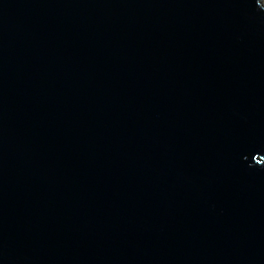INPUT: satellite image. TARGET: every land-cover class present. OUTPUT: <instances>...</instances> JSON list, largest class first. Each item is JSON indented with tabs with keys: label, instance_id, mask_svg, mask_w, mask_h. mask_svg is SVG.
<instances>
[{
	"label": "water",
	"instance_id": "water-1",
	"mask_svg": "<svg viewBox=\"0 0 264 264\" xmlns=\"http://www.w3.org/2000/svg\"><path fill=\"white\" fill-rule=\"evenodd\" d=\"M0 264H264L262 0H0Z\"/></svg>",
	"mask_w": 264,
	"mask_h": 264
},
{
	"label": "rangeland",
	"instance_id": "rangeland-1",
	"mask_svg": "<svg viewBox=\"0 0 264 264\" xmlns=\"http://www.w3.org/2000/svg\"><path fill=\"white\" fill-rule=\"evenodd\" d=\"M263 4H264V0H262Z\"/></svg>",
	"mask_w": 264,
	"mask_h": 264
}]
</instances>
